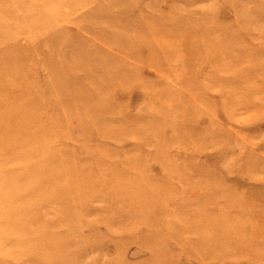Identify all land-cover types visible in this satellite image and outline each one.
I'll use <instances>...</instances> for the list:
<instances>
[{
	"label": "rangeland",
	"instance_id": "1",
	"mask_svg": "<svg viewBox=\"0 0 264 264\" xmlns=\"http://www.w3.org/2000/svg\"><path fill=\"white\" fill-rule=\"evenodd\" d=\"M0 264H264V0H0Z\"/></svg>",
	"mask_w": 264,
	"mask_h": 264
}]
</instances>
